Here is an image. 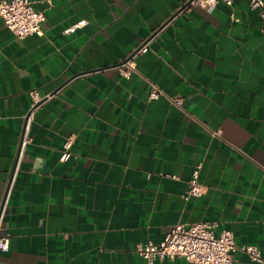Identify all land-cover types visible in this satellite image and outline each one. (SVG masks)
<instances>
[{
    "label": "crops",
    "instance_id": "obj_1",
    "mask_svg": "<svg viewBox=\"0 0 264 264\" xmlns=\"http://www.w3.org/2000/svg\"><path fill=\"white\" fill-rule=\"evenodd\" d=\"M32 1L42 34L0 20V264H144L139 244L194 222L261 250L232 264H264V7ZM198 163L205 192L187 200Z\"/></svg>",
    "mask_w": 264,
    "mask_h": 264
},
{
    "label": "built area",
    "instance_id": "obj_2",
    "mask_svg": "<svg viewBox=\"0 0 264 264\" xmlns=\"http://www.w3.org/2000/svg\"><path fill=\"white\" fill-rule=\"evenodd\" d=\"M220 1L227 4L233 3V0H186L185 3L189 2L187 6L213 8ZM250 3L253 8L262 9L264 7V0H250ZM0 20L18 37H24L43 33L42 24L46 20V14L44 11L36 9L32 0H0ZM148 50L147 40L118 66L120 73L129 77L137 69L136 54ZM162 93L157 84H151L150 99H157ZM30 94L33 102L28 117L34 114V109L42 101V97L36 89L30 90ZM176 101L178 102V100ZM214 133L222 137L220 129ZM72 144V138H67L63 144L61 160H68L72 156ZM201 168L202 164L198 163L193 170L188 190L184 195L187 200L194 196H201L205 192V186L199 181ZM172 176L176 177L174 174ZM9 248L10 236L0 234V251H8ZM239 249L247 252L253 261H262L263 259L258 246L238 244L234 232L229 229L218 230L217 222L177 223L165 233L160 241L148 240L136 248L143 257L144 264H155L158 259L177 256L184 257L196 264H232L235 261V253Z\"/></svg>",
    "mask_w": 264,
    "mask_h": 264
},
{
    "label": "water",
    "instance_id": "obj_3",
    "mask_svg": "<svg viewBox=\"0 0 264 264\" xmlns=\"http://www.w3.org/2000/svg\"><path fill=\"white\" fill-rule=\"evenodd\" d=\"M188 3H189V2L185 3V4L180 8V10H182L183 8H185V7L188 5ZM157 31H158V30H157ZM157 31H156L155 33H157ZM155 33H154L153 35H155ZM153 35H152V36H153Z\"/></svg>",
    "mask_w": 264,
    "mask_h": 264
}]
</instances>
